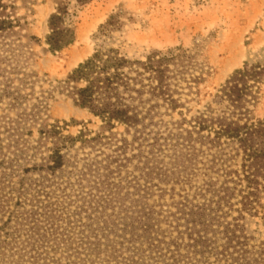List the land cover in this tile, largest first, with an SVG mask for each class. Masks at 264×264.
Returning <instances> with one entry per match:
<instances>
[{
  "label": "rangeland",
  "instance_id": "374dc122",
  "mask_svg": "<svg viewBox=\"0 0 264 264\" xmlns=\"http://www.w3.org/2000/svg\"><path fill=\"white\" fill-rule=\"evenodd\" d=\"M31 1L32 4L24 6L18 0V12L27 20L23 33L26 36L34 35L38 40L30 41L24 36L22 46H18L19 61L9 63L22 68L21 73L10 75L13 83L9 88L18 87L24 97L17 102L13 99V93L2 94L0 115L15 118L18 113L31 112V109L37 108V97L44 94L47 108L40 111L41 119H36L34 123L27 120L32 135L26 137L33 144L38 137V126L46 122H65L63 132L72 135L84 126L92 131L100 128V119L87 109L76 106L64 84L67 75L96 48L113 47L130 59L140 60L153 51L165 53L180 48L195 53L198 60L207 64L209 73L199 85L198 93L192 95L185 104L190 109L188 116L207 104H211L216 113L225 110L226 101L218 103L215 98L221 85L235 69L264 60V0ZM58 6L64 8L63 25L74 31L75 39L60 50L50 51L46 43V36L50 32L48 18ZM7 64L5 62L2 65ZM25 72L29 74L26 84H23L19 77L24 76L22 73ZM261 88L253 114L264 118V85ZM156 110L159 112H152L151 116L145 117L146 124L140 126L138 132H134L133 128L126 131L122 125L113 129L119 133L118 138L127 139L125 152L113 147L120 139L95 148L80 147L77 142V148H71L70 151L77 161V168L69 175L57 176L51 186L44 188L47 194L44 191L37 192L40 186L36 187L33 179L25 181L28 190L21 195L16 190L6 194L9 200L4 203L5 212L0 214V224L7 217V211L12 210L13 217L7 228L12 233L8 235L10 241L14 238L18 243L29 236L33 248L40 247V244L49 246L57 238L51 234L50 222H54L60 233L66 234L62 228L67 225V216L76 227L91 223L101 239L100 249L98 253L91 251L88 246L83 249L80 244H75L80 238L79 234L74 233L77 241L60 240L56 251L49 250L51 256L59 258L54 264H67L68 260L71 264H82L80 261L83 260V264H99L102 257L111 253L113 246L116 247L119 260L121 254L126 257L133 255L136 260L143 256L145 264H155L152 257L157 253L149 256L151 251L147 242L140 237L143 235V225L150 222L154 226L152 230L161 227L164 238L177 236L178 228L183 232L182 240L187 241V226H191V223L187 220L189 215L185 214L189 213L190 205L201 204L216 195L206 189L205 182L211 178L214 188H217L223 175L211 167L210 152L189 157L190 150L181 144V138L166 136L170 128L177 131L171 124L180 118L176 112L165 113L163 106ZM156 135L158 138L154 140ZM98 148H103L104 153H96ZM46 152L45 147L35 150L29 147L25 157L19 159L18 168L40 163V157ZM106 154H118L119 160L108 164L104 156ZM94 155L101 161L99 169L92 172L86 170L81 174L77 169H82L85 159ZM240 163L241 157L235 156L227 164L239 169ZM107 164L108 167H104ZM21 174L20 171L15 173L11 180L17 181ZM24 174L26 177H37V171L34 170ZM55 182L60 185L56 186ZM17 196H20L19 204L16 203ZM185 196L191 203L186 205L185 214H182L173 202L179 203ZM237 198L239 196L236 195L230 198L236 207L241 206ZM47 201L51 204L47 203L48 206L43 207ZM79 207L82 209L78 214L71 211ZM254 207L256 210L251 212L243 210L244 215L238 222L250 235L251 242H258L264 240V193H261ZM32 208L49 214V223H45L42 216H32ZM61 210L65 219L57 217ZM221 210L228 211V207L223 206ZM237 214L233 207L224 218L233 222L232 216ZM36 221L39 225L33 227ZM83 230L94 241L91 230L88 227ZM218 236L222 242V236ZM57 239H60V235ZM131 246L140 247L142 251L139 257L132 252ZM170 246L174 249L173 245ZM179 249L183 252L186 248L180 246ZM210 259L213 257L210 256ZM156 264L164 263L157 261Z\"/></svg>",
  "mask_w": 264,
  "mask_h": 264
},
{
  "label": "trees",
  "instance_id": "16d2710c",
  "mask_svg": "<svg viewBox=\"0 0 264 264\" xmlns=\"http://www.w3.org/2000/svg\"><path fill=\"white\" fill-rule=\"evenodd\" d=\"M17 1L0 0V97L11 92L16 101L24 95L19 92L18 87L9 88L13 83L10 75L21 73L22 68L10 64L19 61L18 46H22L24 36L30 41L38 40L34 35L26 36L23 33L27 20L24 15L19 14ZM19 1L24 6L33 3L31 0ZM63 13L64 8L58 6L48 18L50 32L46 36V43L50 51L60 50L75 39L74 31L63 25ZM5 62L8 63L7 66L2 65ZM208 73L207 64L198 60L195 53L185 49L178 48L176 51L165 53L153 51L144 60H140L130 59L113 47L96 48L67 75L64 84L65 90L76 106L87 109L89 113L100 119L98 130L92 131L84 126L75 135L65 134L63 132L65 122L60 124L55 120L39 125L38 137L34 144L31 143L26 137L32 135L27 120L34 123L36 119H41L40 111L47 108L44 94L37 97V108L31 109V112L18 113L15 118L0 115V214L5 212L4 203L9 200L6 194L16 190L21 195L28 190L25 185L27 179H33V184L36 187L40 186L37 192L44 191L47 194L44 188L51 186L57 176L72 173V170L77 168V161L70 151L71 148H77V142L80 147L95 148L120 139L113 147L125 152L127 139L118 138L119 133L113 129L122 125L126 131L133 128L134 132H138L139 127L146 124L145 117L151 116L152 112H159L156 108L163 106L165 113L176 112L180 117L171 122L177 131L174 132L170 128L166 136L181 138V144L190 150L189 157L196 156L197 153L210 152L211 167L217 173H222L223 180L217 188H214L213 180L209 178L205 182L206 189H210L216 195L201 204L190 205L187 214L184 209L191 203L187 196L180 199L179 203L173 202L177 204L182 214L189 215L187 220H190L191 226H187V241L182 240L183 232L178 228L177 236L166 239L163 237L161 227L152 230L154 226L151 222L143 225V235L140 237L147 242L151 251L149 256H154L152 254L154 252L157 253L152 257L155 264L157 261H162L164 264H264V240L251 242L250 235L238 222V219L244 215L243 210L249 212L256 210L254 205L261 193H264V118L253 114L254 107L260 99L261 87L264 85V60L251 62L235 69L221 85L215 98L218 103L226 101L225 110L216 113L211 104H207L203 109L188 116L190 109L185 104L192 95L198 93L199 85L204 82ZM22 74L24 76H20L19 80L26 84L29 73ZM157 138L156 135L154 140ZM29 147L33 150L45 147L47 152L40 157V163L18 168L19 159L25 157ZM95 152H103V148H98ZM31 156L34 157L33 154ZM104 156L107 157L108 164L119 160L118 154ZM235 156L241 157L239 169L227 164ZM100 164L101 161L94 155L85 159L82 169L77 170L81 174L86 170L92 172L99 169ZM108 164L104 167L107 168ZM30 170L37 171V177H26L24 173ZM19 171L22 174L18 180H11V177ZM54 184L60 185L58 182ZM6 189L10 191H5ZM233 195L239 196L236 201L241 206L236 207L232 204L230 198ZM17 197L16 203L19 204L20 196ZM47 203L51 204L47 201L43 207L48 206ZM223 206L228 207V211L221 210ZM233 207L238 216H232L233 222H230L224 216H227ZM80 209L82 207L71 211L78 214ZM12 213V210L7 211V217L1 220L0 224V264H54L59 258L51 256L49 250L56 251L60 240L77 241L74 233L79 234L78 238H80L75 244H80L83 249L88 246L96 253L100 249L101 239L91 223L76 227L69 216L66 217V227L62 228L65 229L66 234L60 233L54 222H50L51 234L57 238L60 235V239L54 238V241L57 239L56 242H50L49 246L40 244L41 248L39 246L33 248L29 236L18 243L14 238L10 241L8 235L12 233L8 232L7 228L13 217ZM30 214L42 216L45 223L50 219L49 214L39 212L35 208H32ZM63 215L61 210L57 217L65 219ZM88 217L90 218V215ZM38 225L37 222L33 227ZM84 227H88L91 230L90 234H94V241L84 233ZM218 234L222 236V242ZM170 245H173L174 249ZM180 246L185 247V251L182 252ZM131 247L132 252L137 253L139 257L142 251L140 247ZM115 249L116 247L113 246L111 253L106 254L105 258L102 257L99 264H112L111 260H114L113 264H135L138 261H140L138 264H145L146 262L143 256L136 260L133 255L126 257L123 254L120 255L121 260H119ZM210 256L213 259H210ZM83 261L80 263L83 264ZM67 264H71L70 260Z\"/></svg>",
  "mask_w": 264,
  "mask_h": 264
}]
</instances>
